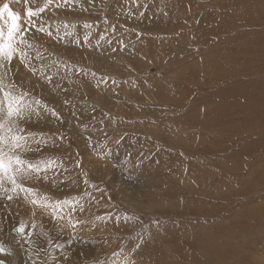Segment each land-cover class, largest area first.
Masks as SVG:
<instances>
[{"label":"rangeland","instance_id":"rangeland-1","mask_svg":"<svg viewBox=\"0 0 264 264\" xmlns=\"http://www.w3.org/2000/svg\"><path fill=\"white\" fill-rule=\"evenodd\" d=\"M5 4L33 110L0 136L41 170L0 187V261L264 264V0Z\"/></svg>","mask_w":264,"mask_h":264},{"label":"snow or ice","instance_id":"snow-or-ice-1","mask_svg":"<svg viewBox=\"0 0 264 264\" xmlns=\"http://www.w3.org/2000/svg\"><path fill=\"white\" fill-rule=\"evenodd\" d=\"M21 3L28 4L29 0H21ZM5 13H7L8 21L10 23L7 24L6 31L3 27H0V68L5 69L4 74L0 75V115L3 116L6 124L11 121L13 117L23 119L24 113L31 112L33 109L30 104L24 102L26 93H17L15 91L16 85L14 83L5 82L7 70L11 66L13 60L26 55V53L17 48L18 42H25L23 37L17 41V33L20 32L19 21L21 17L11 11L7 4L0 9V17ZM38 14V11H34L31 7H28L26 10V16L29 19V23L31 22V19ZM28 46L31 47V45ZM53 115H56V113L53 112ZM0 128H4V124H0ZM26 139V136L12 133L11 128H8L4 135L0 136V145H3L8 149V151H4L3 148H0V187L4 185L5 181L12 186L11 191L15 195L8 196L9 200L17 198L21 192L24 193L26 197L31 196L32 191L26 187L25 182L30 173L41 170L40 165L25 161L17 154V151L23 147V142H25ZM42 163L46 170L52 166L53 162L48 161ZM32 203L36 204L37 200L33 199ZM18 231L24 233L25 227L21 225ZM4 252L5 249L0 247V254H3ZM0 264H3V262L0 261Z\"/></svg>","mask_w":264,"mask_h":264}]
</instances>
